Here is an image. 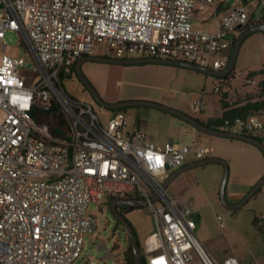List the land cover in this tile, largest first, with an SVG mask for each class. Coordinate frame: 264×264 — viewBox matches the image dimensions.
<instances>
[{"label":"built area","instance_id":"2783aa9c","mask_svg":"<svg viewBox=\"0 0 264 264\" xmlns=\"http://www.w3.org/2000/svg\"><path fill=\"white\" fill-rule=\"evenodd\" d=\"M210 8L214 32L194 30L193 20ZM249 20L241 1L0 0L1 49L7 31L18 33L24 47L23 55L0 59V264H97L83 254L84 236L96 230L87 208L104 210L111 198L147 201L155 230L140 254L146 264H189L193 251L203 264H240L234 257H210L194 234L197 222L162 187L189 154L198 161L205 150L128 130L122 111L109 112L103 122L94 101L68 97L58 76L76 59L95 55V45L114 59L158 58L224 70L236 27L244 29ZM54 103L68 117L64 139L32 117L35 106ZM191 109L203 113V94ZM218 130L264 144L258 115L226 121Z\"/></svg>","mask_w":264,"mask_h":264},{"label":"rangeland","instance_id":"374dc122","mask_svg":"<svg viewBox=\"0 0 264 264\" xmlns=\"http://www.w3.org/2000/svg\"><path fill=\"white\" fill-rule=\"evenodd\" d=\"M245 2L250 18L259 21L264 0H228ZM214 9L210 8L199 13L193 20L196 31L214 32ZM206 21V22H203ZM0 45V59L3 55L18 57L24 54L20 35L13 31L4 34ZM95 55L113 57L107 48L95 45ZM128 57H136L129 55ZM95 75L103 78V64H94ZM29 65L27 70H32ZM264 69V33L248 36L242 43L236 59L233 75L227 83L191 70H181L169 65L142 64L128 66L122 71L107 73L108 92H102L103 85L97 79L94 84L107 102L142 100L160 103L178 109L200 121H207L220 113L219 98L227 93V102L235 104L248 100H257L260 96L259 83L264 78L257 75L248 77L251 72ZM215 86L220 87L215 93ZM63 88L68 97L85 103L93 100L84 90L77 78L63 82ZM204 95L205 109L202 114H194L191 104ZM95 112L103 122L107 121L108 110L93 102ZM128 121V130L138 129L152 137L155 141L165 143L169 140L178 144L195 143L205 150L204 158L217 157L228 163L229 173L226 183V199L229 204L239 202L233 191L246 194L264 175V158L261 152L252 144L235 139L207 134L196 130L183 120L168 113L148 107H129L124 110ZM264 122V117H261ZM203 158V159H204ZM191 162L192 156H187ZM223 166L208 164L188 170L176 176L168 185L167 192L188 208L192 204L190 219L198 221L194 234L204 251L217 262L226 257L236 258L240 264H264V226L259 232L252 224L253 218L264 217V184L258 193L244 206L236 211L225 208L218 199V192L223 177ZM95 204H89L87 213L96 222L95 236H84V256L97 264H125L124 252L129 238L117 225L108 204L104 210ZM140 244V254L145 238L154 232L153 219L146 207L136 209L126 214ZM264 225V224H263ZM103 244L105 250L97 252L90 247ZM110 253L111 258L103 260ZM189 264H203L192 252Z\"/></svg>","mask_w":264,"mask_h":264},{"label":"water","instance_id":"95a60500","mask_svg":"<svg viewBox=\"0 0 264 264\" xmlns=\"http://www.w3.org/2000/svg\"><path fill=\"white\" fill-rule=\"evenodd\" d=\"M236 30H238L239 33L235 39V42L233 43L228 65L224 70H214L210 68L200 67V66L190 64V63L158 59V58L114 59V58H108L106 56L91 55V56H83L82 58H80L76 63L75 71H76L78 80L84 86L86 91L90 94L94 103H96L103 109L118 110V109L129 108V107H148V108L157 109V110L168 113L174 117H177L183 120L184 122L189 124L191 127L201 132L228 138V139L241 140V141L250 143L253 146H255L264 157V144L260 140L253 138L251 136H248V135L241 134V133L221 131L218 129L208 127L204 123L200 122L198 119L193 118L178 109L171 108L169 106H166L160 103L142 101V100H128V101H121V102H115V103L107 102L100 96V94L95 89V87L90 83V81L84 75L82 68H81L82 64L85 62H104V63H109V64H120V65L159 64V65H169V66H174V67H179V68L195 71V72H198V73H201V74L213 77V78L224 77L234 70L238 52L240 50V47L243 41L252 34L264 33V23H254L244 29H241L240 26H237ZM208 164H220L223 166L224 172H223V177L221 181V186L218 192V199L225 208L231 211L238 210L239 208L244 206L260 190V188L264 184V175H263L258 180V182L245 194V196L239 202L235 204H229L226 199V183H227V178H228V173H229L228 163L221 158L211 157V158H204L202 160L189 163L185 166L178 168L177 170L170 172L167 178L165 179V181L163 182V185H162L163 189H167L170 182L179 174L184 173L188 170L197 168V167L208 165ZM117 205L143 208L147 205V201L141 200V199H135V198L133 199L111 198L108 201V207H109L110 212L116 218V220L121 223L123 229L126 232L127 237L129 238L130 245L132 247L134 258H135V263L142 264L141 259H140V245L134 233L133 227L130 224V222L127 220V218L121 215L117 211L116 209ZM91 249H96L97 252H102L103 250H105V246L103 244L94 245L90 247V250ZM110 258H111L110 253H107V255L103 257V260L110 259Z\"/></svg>","mask_w":264,"mask_h":264},{"label":"trees","instance_id":"16d2710c","mask_svg":"<svg viewBox=\"0 0 264 264\" xmlns=\"http://www.w3.org/2000/svg\"><path fill=\"white\" fill-rule=\"evenodd\" d=\"M255 23H264V7L262 8V10L260 12L259 21L255 22ZM252 24H254V23L249 20L248 25L250 26ZM235 39H236V37L234 38V40L232 42V46H233V43L235 42ZM177 68H179V67H177ZM179 69L187 70V69H183V68H179ZM233 72H234V70L231 71L228 75H226L224 77H215V79L219 82L223 81V82L227 83V80L233 75ZM260 74L264 76V69L259 71V72H251L248 74V77L254 78ZM58 77H59L61 87H63V82H65L67 80H72L73 78L78 79L76 71H75V63L69 68L68 73H66L65 71H62ZM259 85H260L259 86L260 96L257 100H254V101L248 100L244 103L238 102L235 104H229L226 101L227 100V93L222 94V97L219 98L220 113L218 115H216L214 118L210 119L209 121L202 122V123H204L208 127H211L214 129H219L224 125V122H226V121L235 122L237 119L245 120L246 118H248L252 115H258L260 117H264V78L261 80ZM84 90L86 91L85 88H84ZM125 109L126 108L118 109V110H108V111L109 112H116V111L124 112ZM32 117H33L35 123L44 122L47 125H49L53 135H57L58 138H60V139L66 138V133L69 130V123L67 121L68 117L64 113L63 109L61 108V106L59 104L54 103L50 107H43V106H39V105L35 106L33 108V111H32ZM63 128H64V130H62ZM136 209H140V208L128 207V206L123 207V210L126 211L127 214L132 213ZM234 211H236V210H234ZM252 224L260 232L261 227L264 226L263 225L264 224V217L259 219L258 217L255 216L253 218ZM140 259H141L142 264H146L144 258L141 255H140ZM124 263L125 264H136L134 254H133V250H132V247L130 245V241H129V244H128L126 251L124 252Z\"/></svg>","mask_w":264,"mask_h":264},{"label":"flooded vegetation","instance_id":"af4514ba","mask_svg":"<svg viewBox=\"0 0 264 264\" xmlns=\"http://www.w3.org/2000/svg\"><path fill=\"white\" fill-rule=\"evenodd\" d=\"M249 25L247 24V26L245 27V28H247ZM80 58H82V57H80ZM80 58H78V59H76L75 60V66H76V63H77V61L80 59ZM111 58H113V57H111ZM103 64L104 65V67H103V69H104V71L105 72H108V71H110V70H112L111 68H114V70H121L122 68H125V67H127V66H133V65H120V64H109V63H104V62H92V63H89V64ZM88 64V62H85V63H83L82 64V66H81V68H82V71H83V73H84V75L89 79V76L86 74V72L85 71H87V70H89V71H94V65H87ZM90 77H91V75H90ZM78 80V79H77ZM79 81V80H78ZM80 82V81H79ZM81 83V82H80ZM83 86V85H82ZM84 87V86H83ZM199 161V160H198ZM192 162H196V161H191V162H187V163H185L183 166H185V165H187V164H189V163H192ZM123 207H124V205H117L116 206V209H117V211L121 214V215H123V216H125L126 217V211H124L123 210ZM109 208V207H108ZM186 212H187V215H190L191 213H192V204H189L188 205V208L186 209ZM112 214V213H111ZM114 217V216H113ZM114 219H115V221H116V223H117V225L123 230V232H125V230L123 229V227H122V225H121V223L119 222V221H117L116 220V218L114 217ZM125 234H126V232H125Z\"/></svg>","mask_w":264,"mask_h":264},{"label":"crops","instance_id":"0c3cea01","mask_svg":"<svg viewBox=\"0 0 264 264\" xmlns=\"http://www.w3.org/2000/svg\"><path fill=\"white\" fill-rule=\"evenodd\" d=\"M245 3V2H244ZM222 10H223V8L222 9H220L219 11H218V14H220L221 12H222ZM250 21L251 22H253V23H255L253 20H252V18H250ZM98 56V55H97ZM89 63H92V62H88V66L89 65H94V64H89ZM142 65V64H141ZM133 66H137V65H133ZM104 67V66H103ZM128 67V66H127ZM174 67V66H173ZM126 68V67H125ZM125 68H122L121 70H117V72L118 71H122V70H124ZM177 68V67H176ZM112 70H110V71H108V72H105V73H103V78L102 79H100L98 76H96L95 75V72L94 71H89V70H87V71H85L86 72V74L89 76V81H90V83L95 87V84H94V82L97 80V79H99L100 80V83L103 85V90H102V92H108L110 89H109V86H107V77H106V74L107 73H111V72H114V71H116V70H114V68H111ZM104 70V69H103ZM182 70V69H181ZM198 73V72H197ZM90 75H91V77H90ZM95 89L98 91V93L100 94V96H101V92L95 87ZM102 97V96H101ZM103 98V97H102ZM115 103V102H114ZM214 118V117H213ZM200 121V120H199ZM207 121H209V120H207ZM207 121H201V122H207ZM264 158V157H263ZM247 188H249V189H251L252 187H247ZM231 195H233V196H238V198H239V200L240 199H242L244 196H245V194L244 193H240L239 191H233L232 193H231ZM197 222V224H198V221H196ZM98 245V244H97Z\"/></svg>","mask_w":264,"mask_h":264}]
</instances>
